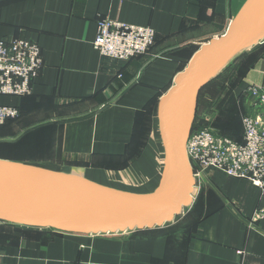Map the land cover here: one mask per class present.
<instances>
[{
	"label": "crops",
	"instance_id": "0c3cea01",
	"mask_svg": "<svg viewBox=\"0 0 264 264\" xmlns=\"http://www.w3.org/2000/svg\"><path fill=\"white\" fill-rule=\"evenodd\" d=\"M248 1L0 0V38L36 43L43 61L30 94L0 96L1 105L18 110L0 125V160L119 193L154 194L166 161L159 102L196 51L222 36ZM105 17L152 28L155 43L146 54L107 61L93 46ZM223 70L231 79L219 82L216 117L208 124L240 139L250 111L246 89L264 87V39ZM200 94L188 137L201 113L208 117ZM191 202L173 221L115 234L0 220V264H264V217L252 218L264 199L249 180L205 169L193 181Z\"/></svg>",
	"mask_w": 264,
	"mask_h": 264
},
{
	"label": "water",
	"instance_id": "95a60500",
	"mask_svg": "<svg viewBox=\"0 0 264 264\" xmlns=\"http://www.w3.org/2000/svg\"><path fill=\"white\" fill-rule=\"evenodd\" d=\"M263 39L264 0H249L227 31L202 45L177 76L158 107L166 161L162 186L154 194L128 197L0 160V220L75 234L124 233L169 222L191 199L186 140L200 89Z\"/></svg>",
	"mask_w": 264,
	"mask_h": 264
},
{
	"label": "built area",
	"instance_id": "2783aa9c",
	"mask_svg": "<svg viewBox=\"0 0 264 264\" xmlns=\"http://www.w3.org/2000/svg\"><path fill=\"white\" fill-rule=\"evenodd\" d=\"M155 43V32L110 18L98 20L94 48L107 61H125L146 54ZM43 66L39 46L20 37L0 38V96H24ZM245 100L250 111L242 117V140L216 133L209 125L193 131L186 154L193 181L205 169L249 180L264 199V87L249 86ZM18 115L15 107L0 104V125ZM264 217V204L252 216Z\"/></svg>",
	"mask_w": 264,
	"mask_h": 264
},
{
	"label": "rangeland",
	"instance_id": "374dc122",
	"mask_svg": "<svg viewBox=\"0 0 264 264\" xmlns=\"http://www.w3.org/2000/svg\"><path fill=\"white\" fill-rule=\"evenodd\" d=\"M230 79H231L230 70H223L222 69L216 76H214L213 78L208 80L206 82V84H204L203 87L200 89L201 106H202V108H205V109L207 108L208 109L207 112H209V113H206V115L208 116V117H206V119H205L204 113H203V115L201 113L200 126L209 125L208 123L213 122V118L216 117V113L214 114L213 107L218 102L217 99L219 98L218 96L221 94L220 90L222 88V86L219 82H222V81L227 82ZM194 189H195V193H193V195L196 194V192H197V185L195 186V183H194ZM193 204L191 202L187 206H185L183 209L189 210ZM181 213H183V210L181 211ZM181 213H178L170 221L177 219L181 215Z\"/></svg>",
	"mask_w": 264,
	"mask_h": 264
},
{
	"label": "bare ground",
	"instance_id": "6f19581e",
	"mask_svg": "<svg viewBox=\"0 0 264 264\" xmlns=\"http://www.w3.org/2000/svg\"><path fill=\"white\" fill-rule=\"evenodd\" d=\"M25 166H26V165H25ZM29 168H30V167H29ZM32 168H34V167H32ZM35 169H37V170H39V171H42V172H45V173L53 174V175H55V176H58V177H61V178L67 179V180H69V181H73V182H75V183H79V184L86 185V186H89V187H93V188H96V189H98V188H99V189H103V188L97 186L96 184L90 183V182H88V181H86V180H84V179H82V178L76 177V176H74V175L63 174V173H56V172L48 171L49 169H48V170H45V168H44V169H40V168H36V167H35ZM103 190L106 191V189H103ZM122 195H124V196H128V197H137V196H131V195H126V194H122ZM190 200H191V199H190ZM180 213H181V212H180Z\"/></svg>",
	"mask_w": 264,
	"mask_h": 264
},
{
	"label": "trees",
	"instance_id": "16d2710c",
	"mask_svg": "<svg viewBox=\"0 0 264 264\" xmlns=\"http://www.w3.org/2000/svg\"><path fill=\"white\" fill-rule=\"evenodd\" d=\"M235 140H237V141H241V140H242V136H241V138H240V139H235Z\"/></svg>",
	"mask_w": 264,
	"mask_h": 264
}]
</instances>
